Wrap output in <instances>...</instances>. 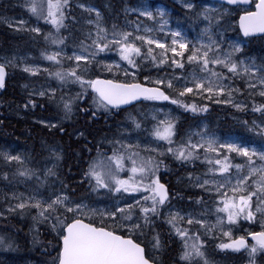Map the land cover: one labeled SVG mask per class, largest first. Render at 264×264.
Masks as SVG:
<instances>
[{"label": "rangeland", "instance_id": "rangeland-1", "mask_svg": "<svg viewBox=\"0 0 264 264\" xmlns=\"http://www.w3.org/2000/svg\"><path fill=\"white\" fill-rule=\"evenodd\" d=\"M5 1L7 0H0V8L2 7L0 30L2 27L7 28L5 35L2 34V36L5 39H10L14 35L26 34V38L32 35L31 42L35 43V45L18 43L17 47L9 45L8 50L0 52V62L20 70L26 75L25 84H23V92L25 91L23 111L26 116L23 115L29 121L37 120L34 113H36L35 105L38 96L50 100L60 93H65L66 96H61L58 101L62 114L40 121L48 125L49 131L59 129V133L62 134L60 123L75 120L76 115H72L75 112V106L80 101L77 98L78 92H81L82 97L86 91H89L87 87L79 85L74 75L70 74L73 70L81 67L89 69L85 72L86 84H90V81L96 77L93 76L96 71L95 74H98V77L122 82L141 81L160 85L165 89V95L169 99H147L131 109L112 111L108 105L101 106L103 102L91 91L90 96L86 94L82 97L84 102L81 104L86 107V111H83L82 115L89 111L93 114L96 113L97 117L102 118L101 124L105 128L112 125L113 130L110 131L112 133L110 136L100 137L95 142L94 147L98 150L97 154L88 153L90 155L89 175L95 184L90 194L81 197H73L64 189L62 182L53 177L58 164L57 156L63 155L61 152L63 150L60 147L51 146L50 151L54 157L44 161L42 166H34L29 163L27 153L19 142H2L0 140V241H2L0 243V264H58L56 258L59 255L63 228L73 218H83L139 240L146 245L148 256L156 264H264V249L258 248L255 253H252L251 248L256 245V241L249 234L253 231H264V211H255L257 207L264 210V203L261 202V197L264 194L257 191L256 183L260 174L250 177L246 185V191L257 193L251 200V210L254 212L252 219L247 218L246 210L245 213L235 218V223H230L228 214L218 211L219 208L224 207L226 200L224 193H227V198L235 197V202L239 203L240 194L234 193L232 189L237 185V180L247 176L249 172L247 157L230 152L227 147H221V145L234 144L238 147H246L249 151L264 152V131H262L264 122L259 119L250 121L247 114L257 97L260 98V101H262L261 98L264 99V95L260 94L264 92V83H261L264 80V51L257 46L247 48L250 43L238 32L236 21L238 12L252 8L230 7L209 0H169L171 3H175V8L178 11L182 12L179 13V18L185 20L186 23H183L178 21L177 17L172 14L171 8L163 1L120 0V6L116 7L120 22L116 30H110L104 21L102 5L99 7L91 0H68V11L74 15L71 20L76 23V26L73 25L75 28L69 26L62 20L54 30L47 29L51 24L49 21L52 19L48 17L49 0ZM17 3L19 4L17 5ZM189 4L191 8L187 6ZM33 7L36 8L35 13L31 10ZM3 9H6L7 13ZM23 12L24 15H22ZM58 12H56V16H58ZM143 12H150L152 18L142 15ZM79 25L84 29L82 30ZM78 26L79 28H77ZM9 29L10 31H8ZM33 29H38V31H33ZM146 29L151 31H146ZM71 31H76L74 38L77 37L78 43L85 38L90 45L94 44L101 48L107 43L110 47L104 51H100L99 48L96 53L91 52L90 49L83 48L86 50L84 51L82 48H75L72 44H67L68 34ZM174 32L180 33L176 39L181 40L182 38L188 46L183 51V55H175L172 51V48H175L177 52L181 51L178 45L172 44V33ZM123 33H131L127 43L140 48L139 55L131 56L135 62L134 65L121 59L119 46L111 43L115 39H120ZM137 36L156 40L166 45L167 51L157 47L155 43L149 45L144 40H138ZM35 38L37 39L34 40ZM21 44L27 46L23 48ZM37 45H39L38 48ZM205 45L212 49L209 52L211 59L218 57L226 62L235 63L236 71L231 72L227 67L211 62L208 64L207 71H201L203 67L201 60L189 62L187 57L192 54L194 49H199L200 55L207 51V48L203 47ZM31 47H34V50ZM237 48L239 51L236 50ZM149 49H151L150 54ZM49 55H56V60H48L46 57ZM78 55L85 59L77 61L75 57ZM173 61L182 64L183 67H178ZM26 68L31 71H25ZM89 71L92 72L89 73ZM213 72L218 75H213ZM241 73H248L245 74L247 79L245 82L240 76ZM170 82L173 85L171 88L168 87ZM194 82H203L205 88L211 86L213 90L209 92L204 89H195ZM238 83L247 88L244 91L247 94L239 89ZM63 85L66 86V89L62 87ZM250 85H255V87H250ZM185 87L193 88V92L185 93L183 96L179 95ZM196 97L199 98V105L202 103L199 108L195 106ZM173 100L178 103H172ZM26 102L28 105H25ZM180 102H183L184 105L186 103L189 106L194 105L197 110H189L179 104ZM2 105L3 102H0V107ZM261 106L264 104L262 103ZM46 110H48L47 107ZM185 111L188 113L193 111V115L190 114L195 118H190V121L187 122L189 126H185L183 123L184 119L189 120L184 115ZM213 111L218 115L220 112L221 115L224 113L230 117L228 128L214 126L210 116ZM220 117L222 118V116ZM177 122L182 124L179 125ZM169 123L172 125V135L169 139H159L155 134L156 131L163 132ZM178 127L182 130L179 131ZM79 134L80 132L75 133V135ZM99 141H103V145L100 146L97 143ZM210 141L215 142L212 145L214 151L208 150ZM193 145L196 147H192ZM181 149L185 155L189 152L192 155L188 159H177ZM197 154L211 160L215 166L202 170L190 180L195 193L189 200L188 197L182 196L188 187L178 184L182 182L180 177H176L172 182L167 175V181H163L160 173L166 157L169 158L171 155L177 161L193 163L192 158H195ZM113 155L123 157L122 169L118 170L115 162L108 159ZM8 157H19V159H8ZM225 157L228 159L225 160ZM132 160L136 161L137 168L144 166L146 171L138 172L134 176L131 172ZM216 160H220L221 163L217 164ZM253 160L254 166L257 168L264 165V161L257 157H253ZM148 161L151 163L148 164ZM93 164L96 165L95 171L101 173L106 187L97 184L95 178L90 174ZM225 164L228 165V171L222 173L219 169ZM237 164L244 165V167L237 169L235 167ZM163 167L168 169L167 165H163ZM109 170H111V175L106 174ZM21 173L24 174L21 175ZM56 176L58 177V174ZM133 176L134 179L129 180V177ZM113 177L128 180L136 190L125 191L121 188L120 191H116L118 185ZM153 181L166 183L169 196L163 204L158 203L159 197H156V212L144 213L141 211L142 208L153 207L151 197L154 192L152 190L156 187ZM205 181L208 183L206 184ZM218 188L219 191H217ZM200 196L203 197L199 199ZM58 197L62 198L63 202L54 205V210H49L45 216H40V209L33 206L39 202L43 207H46ZM65 197L67 199H63ZM145 197L149 199L146 200ZM21 203H24L26 207L23 209L17 207ZM78 205L79 209H77ZM129 205L132 207L129 208ZM68 207L76 210L69 212L67 211ZM118 209H124V211L120 212ZM157 215L168 221L166 222L170 225L168 236L159 230L163 231L164 227L155 222L156 218L154 217ZM128 216H131V219H127ZM152 216L153 218H151ZM189 220L193 222L189 223ZM177 229L186 230V236L182 238L178 235ZM225 232H230V236H225ZM239 237L247 239V248L232 251L219 247L222 243H230ZM52 238L59 240V248H55L51 255L53 247L51 248L48 239ZM157 240L159 241L158 247L156 246ZM170 241L174 248L172 244H168ZM193 245L199 248V251L203 253L202 256L196 254ZM170 248H173L172 250L174 253L177 252V255L174 260L171 258L168 261L163 254ZM186 251L191 255L187 259H181ZM212 255L218 257H209ZM37 260L39 261L36 262Z\"/></svg>", "mask_w": 264, "mask_h": 264}, {"label": "snow or ice", "instance_id": "snow-or-ice-1", "mask_svg": "<svg viewBox=\"0 0 264 264\" xmlns=\"http://www.w3.org/2000/svg\"><path fill=\"white\" fill-rule=\"evenodd\" d=\"M63 2L66 4L67 0H63ZM236 0H229V3H235ZM189 8H191V5H187ZM61 7L60 0H55V3L52 2V0H49V11H48V17H51L52 19L49 21L53 25H58L61 21H59L56 17V12L59 11ZM258 11L256 13H250L249 17H241V28L244 30V34L248 35L250 31H260L264 32V0H260L259 4L257 5ZM34 13L36 12V8L33 7L31 9ZM142 15L148 16L150 19L152 18V14L150 12H143ZM63 14L61 13V16ZM248 20V23H245V21ZM33 31H38V29H33ZM146 31H151L150 29H146ZM131 33H123L121 34L120 39H115L111 43L119 46V53L121 56V59L128 61L130 65H134L135 62L133 59H131V56L133 54L139 55L140 54V48L134 46L133 44L127 43V40ZM173 45H178L181 51L177 52L175 48H172V51L175 53V55H183V51L187 49V44L183 42V39L177 40L176 37L180 36V33L174 32L172 33ZM136 39L138 40H144L145 43L151 45L153 43L156 44L157 47L163 48L167 51L166 45L159 43L156 40L153 39H146L143 36H137ZM95 43V42H94ZM110 47L109 44H104L103 47L100 48V51H104L105 49H108ZM207 48V51H204L202 55H200L199 49H194L192 51V54L187 57L189 62L201 60L203 67L201 68V71H207L208 70V64L215 63V64H221L224 67H227L229 71L235 72L237 65L235 63L226 62V60L215 58L211 59L209 57V52L212 51V49L208 46H203ZM239 51V49H236ZM151 53V49H149V54ZM58 55V54H57ZM48 60H56V55H49L46 57ZM75 59L77 61L81 59H85L83 56H76ZM163 62V61H161ZM173 63H176L178 67H183L182 64H178V62L173 61ZM25 71H31L30 69H25ZM71 75L76 76L77 80L80 79L78 75H76L75 70H73ZM213 75H218L217 73L213 72ZM59 75V74H57ZM3 78H4V68L3 66H0V87L3 86ZM211 83V82H209ZM261 83H264V80L261 81ZM91 87L95 92L98 93L100 97V101L103 102L101 106L106 105H112V106H119L120 104H126L130 100L137 99L140 96H144L145 99H169L168 96H166L162 91L159 89H147L142 88L139 84H116L112 81H91L90 82ZM168 87H173L172 83L170 82L168 84ZM195 89H204L209 92H211L213 89L211 86L205 88V84L203 82H194ZM250 87H255V85H250ZM223 91V89H221ZM193 88L185 87L183 91L179 93V95L183 96L185 93H192ZM43 95V93H41ZM261 95H264V92L260 93ZM172 103H178V101L173 100ZM191 107L193 111H196L197 109L195 106H186ZM239 107V105H237ZM264 110V106H261L260 108H254V111H261ZM139 127V125H137ZM264 131V129H262ZM156 136L159 139H169L172 135V125L169 123L163 130V132H160L159 130L156 131ZM169 142H171L169 140ZM214 141L209 142V151H214L215 149L212 147L214 144ZM192 147H196L193 145ZM221 147H227V149L230 152H236L241 156L247 157V167L249 169L248 175L241 177L237 180V185L233 187L232 191L234 193H239V203L237 204L235 202V197L227 198V193H224L226 200L224 202V207L219 208L218 211L220 212H226L228 214V221L230 223L236 222V217L242 215L247 210V218L252 219L254 216V212L251 210V200L252 197L257 195L256 192L252 191H246V185L247 181L250 177L256 176L258 173L259 180L256 181L257 183V191L264 194V165H261L259 168L255 167V162L253 160V157H257L259 160L264 161V152H257L256 150L249 151L246 147H238L234 144H227V145H221ZM169 151H172V149H169ZM192 153L189 152L187 155H185L183 149L179 151V154L177 155V159H188L189 156H191ZM8 159H19V157H8ZM111 161H114L116 164V168L122 169L123 168V157L122 156H116L113 155L112 157L108 158ZM228 158L225 157V160ZM148 164L151 163V161L147 162ZM217 164H220V160H216ZM133 167L131 168V172L134 174L136 173H144L146 171V167L141 166L137 168L136 161L132 160ZM96 165L93 164L91 166L90 174L95 178L97 184H99L102 187H106L104 180L102 179L101 173L95 171ZM237 169H242L244 165L237 164L235 165ZM220 172H227L228 171V165H223L220 169ZM24 173H21L23 175ZM107 175H111V170H109ZM133 177H129V180H133ZM115 179V177H113ZM115 183L118 185L116 188V191H120L121 188L125 191L136 190L135 187L129 184L128 180H121V179H115ZM153 183L156 185V187L152 190L154 192V195L151 197L153 200V207L152 208H142L141 211L144 213H147L149 211L155 213V203H157L156 197H159L158 203L163 204L165 200L167 199V192L164 189V186L162 184H159L158 181H153ZM207 184L208 181H205ZM220 187H223V185H220ZM219 191V188L217 189ZM246 193V194H245ZM63 199H67L66 197ZM144 199H149L148 197H145ZM63 202L62 198H57L56 200L52 201L50 204H48L46 207H43L39 202H37L34 207L40 209L39 215L45 216V213L49 210H54V205L61 204ZM261 202L264 203V196L261 197ZM139 203V202H137ZM20 209H23L26 207L24 203H21L17 205ZM79 205L77 206V209H79ZM132 206L129 205V208ZM235 209H238V211H235ZM76 209H73L72 207H68L67 211L72 212ZM118 211L123 212L124 209H118ZM256 212L264 211L261 208L257 207L255 209ZM114 215V214H113ZM47 218V217H45ZM127 219H131V216L126 217ZM171 222V221H169ZM193 221L189 220V223H192ZM64 232L66 234L62 235V241L63 246L62 250L59 252L58 257L56 258L58 260V264H149V261L144 256V249L141 248L138 244L134 243L131 239H124L119 235H116L112 231H107L103 227H94L91 224L83 223L81 220L76 219L72 223L68 224L66 228L64 229ZM178 235H180L182 238L186 236V230L181 231L177 229ZM225 236H230V232H225ZM253 240L256 241V245L251 248V252L255 253L258 248L264 249V231L259 233H250ZM2 243V241H0ZM156 246H159V241L157 240ZM221 249H228L231 248L235 251H239L242 248H247L248 245L245 242V239L241 237L238 240H233L231 243H222L219 245ZM193 248L196 251L197 255H203L199 251V248L196 247V245H193ZM191 253L185 252L181 259H187Z\"/></svg>", "mask_w": 264, "mask_h": 264}, {"label": "trees", "instance_id": "trees-1", "mask_svg": "<svg viewBox=\"0 0 264 264\" xmlns=\"http://www.w3.org/2000/svg\"><path fill=\"white\" fill-rule=\"evenodd\" d=\"M93 1L103 6V10L106 16L105 20L107 23H109V20L113 21L111 24V27L114 28L115 27L114 22H117L118 17H119V14H117V8L120 6V0H93ZM52 2L55 3V0H52ZM60 2H61L60 15L62 13V9H64L66 13H68L67 14L68 16L71 15V12L68 11V0L66 4L63 2V0H60ZM56 17L58 20L61 19L58 16ZM70 18H73V17L70 16ZM66 24L69 26L75 25V23H73V21L71 20L67 21ZM47 29H54V26L50 24V26ZM6 31H7V28H2L0 30V49H1L0 52L1 51L5 52L6 50H8L7 48L9 47V45L17 46V43H20L19 41H22L21 43H27V44L29 43V44L35 45L33 42H31L32 40H27L30 38L32 39V36L26 39L25 35H21L20 37H15V40L13 41L14 36H16L14 35V36H11L10 39H5L2 36V34L5 35ZM74 32L75 31H71L70 32L71 34L70 33L68 34V38H67L68 44H72L75 47L86 48L90 50L91 49L93 50V48H95L93 45H90L87 39L85 38H83V40L80 43L76 42L77 38H74ZM23 36H24V39L22 40L21 38H23ZM17 39L19 41H16ZM249 42L250 44L249 46H247V48L251 47L252 45H256L258 48L264 51V36L259 37V38H251L249 39ZM34 47H31V48L34 50ZM78 69L75 70L76 75L78 76H83L86 70H88V68L86 67H81ZM95 72L96 71H94L93 76L98 75V74L96 75ZM245 74H248V73L240 74L244 82L245 80H247L245 77ZM25 76L26 75L20 72V70H17L12 67H8V77L5 83V89L1 92L2 94H0V102H3V105L0 107V137L5 140L11 139V142L17 141L21 145L25 143V141L29 140V142H27L28 151H26V153L29 159V163L30 164L32 163L34 166H38V165L41 166L40 164H42L44 161L48 160L50 157H54V154L50 151L51 146L60 147L63 150V155L61 157L57 156L58 164L54 171L55 175H53V177L60 180L62 182L64 189H66V191H68V193H70L73 197H81V196L90 194L93 190L92 188L95 183L93 179L91 178V176L89 175L90 155H88V153L97 154L98 150H96L94 147L95 142L100 137L110 136L112 134L110 131L113 130L111 128L112 125L109 128H105L101 124L102 118L97 117L96 113L93 114L92 112L90 113L89 111L87 114L85 113L82 115L83 111H86V107H84L81 104V102H84L82 97L86 94L90 96V91H86V93L82 97H81V92H78L77 98H79L80 101H78L74 109L75 111L74 115H76L74 123L76 126L70 132V136L64 139L63 141H62V138L64 137L63 134L65 133V129L62 128L61 126H60V129H61L62 134L59 133L60 132L59 129L54 130V131H49L50 128L48 127V125L43 124L41 122L25 123L21 119H17L15 121L9 120L10 118L15 119L19 115L20 117L24 116L23 106H24L25 101L22 97L25 94V92H23V84H25L24 83ZM74 78H76V76H74ZM238 86H239V89L243 90L244 94H247L244 92L247 89L245 86H243L241 83H238ZM62 87L66 89L65 85H63ZM61 96H66V94L60 93L54 96L52 100L50 99L51 101L39 98L38 99L39 101L35 105V110L38 113L39 111L40 112L43 111L45 113L44 115L45 118H52L51 116L55 118V116L62 114V110L58 106V101ZM196 98L197 99H196L195 106L196 108H199L200 106H202V103L199 105L200 103L199 98L198 97ZM261 99L262 101H260V98L257 97L255 101L252 103V108L247 113L248 120L252 121L253 119H259L264 122V110L254 111V108H260L262 103L264 104V99L263 98ZM26 104L28 103H25V105ZM179 104L185 107L189 106V104L187 103L184 105L183 102H180ZM203 106L207 107L208 105H203ZM46 107L48 110H46ZM133 107L134 106L130 107L129 109ZM187 108L189 110H192V108L190 107H187ZM121 111H124V109ZM190 113L193 115V111H191ZM190 113L186 111L184 113V115H186L187 119L189 118V120L192 117ZM210 116H211L214 126H217L220 128H228L229 126L228 123L230 124V120H229L230 117L227 114L223 113L221 115V113L219 112V115H218L217 112L213 111ZM220 116H222V118ZM189 120L186 121V119H184L183 123L186 126H189V123H187ZM75 130L77 132H80V134L74 135L76 133ZM178 130L181 131L180 128H178ZM256 134H259V133H256ZM256 137L260 139L258 136ZM56 141L59 143L61 142V143L60 144L56 143ZM102 142L103 141H99L97 143H99L101 146ZM29 146H31L33 149H31V147ZM41 154H43V156ZM38 161H40V163H38ZM192 161L193 163L177 161L170 155L169 158L166 157L165 163L163 164V165H167L168 169H165V167H163L162 165L161 173H160L161 179L163 181L166 180L167 175L169 177V180L172 182L173 180H175L176 177H180L181 178L180 181L182 182H179L178 184L180 186L186 185V187H188L184 190V194L182 196L188 197L189 200L192 199L191 196L193 195V193H195V190L192 188V183L190 184V180L193 179L195 174L200 173L202 170H207L208 167L215 166V163H213L211 160L202 158L198 154L195 156V158H192ZM0 174H1V171H0ZM57 174H58V177L56 176ZM202 197L203 196H200L199 199ZM151 218H153V216ZM154 218H156L155 219L156 223L162 224L164 227L163 231L161 229L159 230L161 232H164L168 236L169 231H170V227H169L170 225L166 223L168 221L166 219L161 218L158 215ZM170 238H173V237H170ZM48 241H50L51 243L50 244L51 248L53 247V251L51 253L52 255L55 251V248L57 249L59 248V240L58 239H53V240L48 239ZM168 244L169 245L172 244L171 241L170 243L168 242ZM172 247L174 248L173 244H172ZM169 251H170V254L168 253ZM173 254H174V250L172 251V249L171 250L169 249L165 254H163V256L166 257L168 261H170L171 258L173 260L175 259L176 254H174L175 256ZM209 257H218V256L212 255ZM211 260H213V258H211Z\"/></svg>", "mask_w": 264, "mask_h": 264}, {"label": "bare ground", "instance_id": "bare-ground-1", "mask_svg": "<svg viewBox=\"0 0 264 264\" xmlns=\"http://www.w3.org/2000/svg\"><path fill=\"white\" fill-rule=\"evenodd\" d=\"M8 1V0H7ZM7 1H5V2H7ZM10 2H12L11 0H10ZM21 3V2H20ZM9 4V3H8ZM19 3H17V5H18ZM6 5H7V3H6ZM2 6H3V4H2ZM13 6V5H12ZM2 8V7H1ZM0 8V10L2 11V9ZM6 8V7H5ZM11 8V7H10ZM15 8V7H14ZM9 9V8H8ZM17 9V8H16ZM4 10V9H3ZM19 10V9H18ZM0 11V12H1ZM5 12L7 11L6 9L4 10ZM20 11V10H19ZM23 11V10H22ZM26 11V10H25ZM5 12H4V14H5ZM11 13H12V11H10ZM7 13V12H6ZM22 13V12H21ZM2 14V13H1ZM9 14V13H8ZM16 14H17V12H16ZM15 14V15H16ZM22 15H24V12H23V14ZM2 16V15H1ZM11 16V15H10ZM112 16V15H111ZM18 17V16H17ZM1 18V17H0ZM19 19V18H18ZM30 19V18H29ZM112 19V18H111ZM9 20V19H8ZM20 20V19H19ZM22 20V19H21ZM77 20V19H76ZM79 20V19H78ZM77 20V21H78ZM27 21H28V19H27ZM4 22V21H3ZM7 22V21H6ZM10 22V21H9ZM113 22V21H112ZM30 23V22H29ZM74 23V22H73ZM7 24V23H6ZM76 24V23H75ZM82 24V23H81ZM1 25V24H0ZM20 25V24H19ZM29 25V24H28ZM3 26V25H2ZM12 26H13V24H12ZM73 26V25H72ZM76 26V25H75ZM79 26H81V25H79ZM79 26L77 27V28H79ZM6 27V26H5ZM74 27V26H73ZM84 27V26H83ZM2 28H4V27H2ZM75 28V27H74ZM81 29H82V26L80 27ZM10 29H12V28H10ZM10 29H9V31H10ZM84 29V28H83ZM82 29V30H83ZM28 30V29H27ZM78 30V29H77ZM12 32V31H11ZM18 32V31H17ZM17 32H15V33H17ZM24 32V31H23ZM76 32V31H75ZM14 33V34H15ZM13 34V33H12ZM24 34V33H23ZM25 35V37H26V34H24ZM77 35V34H76ZM32 36V35H31ZM15 37H20L19 35H16V36H14V39H13V41L15 40ZM79 37V36H78ZM13 38V37H12ZM77 38V37H76ZM80 38V37H79ZM22 40L24 39V36H23V38H21ZM27 39V38H26ZM37 38H35L34 40H36ZM19 40H20V38H19ZM18 39L16 40V41H19ZM27 40H32L31 38L30 39H27ZM20 43L22 42V41H19ZM27 42V41H26ZM28 42H30V41H28ZM15 43H17V42H15ZM40 43V42H39ZM18 44V43H17ZM29 44V43H28ZM27 44V45H28ZM35 44V43H34ZM20 45V44H19ZM21 45H23V44H21ZM27 45H23V48H24V46H27ZM33 45V44H32ZM16 46V45H15ZM38 46L39 45H37V48H38ZM17 47V46H16ZM19 48V47H18ZM10 49V48H9ZM27 49V48H26ZM36 49V48H35ZM1 50V49H0ZM13 50V49H12ZM14 51V50H13ZM19 51V50H18ZM21 51H23V50H21ZM11 52V51H10ZM2 53V52H1ZM13 53V52H12ZM15 53V52H14ZM13 53V54H14ZM17 53V52H16ZM8 55H9V53H7ZM22 54V53H21ZM6 55V54H5ZM4 55V56H5ZM7 57V56H6ZM10 57V56H9ZM69 57V56H68ZM8 59V58H7ZM44 63V62H43ZM69 63V62H68ZM72 64V63H71ZM50 66H52V65H50ZM49 66V67H50ZM64 66V65H63ZM42 68V67H41ZM93 69V68H92ZM50 70V69H49ZM46 71V70H45ZM90 72H92V71H89V73ZM40 73V72H39ZM37 74V73H36ZM46 74H47V72H46ZM34 76H35V74H34ZM47 76H48V74H47ZM38 77H39V75H38ZM46 78V77H45ZM48 79V78H47ZM37 80V79H36ZM43 80V79H42ZM39 81H40V79H39ZM28 82H30V81H28ZM35 82V81H34ZM47 82V81H46ZM25 83V82H24ZM36 83V82H35ZM52 83V82H51ZM22 84V83H21ZM39 84V83H38ZM43 84V83H42ZM46 84V83H45ZM53 84V83H52ZM28 85V84H27ZM54 85V84H53ZM52 85V86H53ZM41 86H43V85H41ZM57 86V85H56ZM25 87V86H24ZM26 88V87H25ZM39 88V87H38ZM37 88V89H38ZM27 89V88H26ZM30 89V88H29ZM34 89V88H33ZM36 90V89H35ZM25 92V91H24ZM29 93V92H28ZM36 95V94H35ZM38 95V94H37ZM44 96V95H43ZM22 97V96H21ZM23 99H25L24 98V96L22 97ZM32 98V97H31ZM35 98V97H34ZM40 97L38 96V99H39ZM22 99V100H23ZM44 99V98H43ZM51 100H52V98H51ZM50 100V101H51ZM34 102H36L35 100H33ZM39 100H37V102H38ZM41 101V100H40ZM43 101V100H42ZM27 103V102H26ZM47 103V102H46ZM39 104V103H38ZM28 105V104H27ZM34 105V104H33ZM46 105V104H45ZM49 106V105H48ZM51 106V105H50ZM41 107V106H40ZM42 107H44V106H42ZM8 109V108H7ZM20 110V109H19ZM29 110V109H28ZM5 111V110H4ZM35 111V110H34ZM24 112V111H23ZM30 112V111H29ZM35 112H37V111H35ZM26 113H28V112H26ZM34 113V112H33ZM18 114V113H17ZM25 114V113H24ZM31 114H32V112H31ZM35 114V113H34ZM33 114V115H34ZM64 114V113H63ZM33 115H32V117H33ZM45 113L43 112V111H39V113L37 112L36 113V116H35V118H37V120L36 121H33V122H40L41 121V119L42 120H44L45 119ZM65 115V114H64ZM21 116H23V115H21ZM25 116H26V114H25ZM72 116H74V114L72 115ZM189 116V115H188ZM3 117V116H2ZM31 117V116H30ZM29 117V118H30ZM62 117V116H61ZM194 117H196V116H194ZM200 117V116H199ZM5 118V117H4ZM193 118V117H192ZM17 119H21V120H23L25 123H32L31 121H29L26 117H20V115L19 116H17V118H15V119H9V120H17ZM60 119H62V118H60ZM184 119V118H183ZM189 119V118H188ZM193 119H195V118H193ZM198 119V118H197ZM64 120H65V116H64ZM63 120V121H64ZM182 120V119H181ZM5 121V120H4ZM3 121V122H4ZM184 121V120H183ZM187 121V120H186ZM190 121V120H189ZM61 122V121H60ZM65 122V121H64ZM64 122H61L60 123V126L62 127V128H64L65 129V133L63 134V138H62V141L64 140V139H66L67 137H69L70 136V132L74 129V127L76 126L75 125V123H74V121H70V122H68V123H64ZM195 122V121H194ZM179 124V123H178ZM180 124H182V123H180ZM179 124V125H180ZM184 126V125H183ZM186 126V125H185ZM181 127V126H180ZM179 128V127H178ZM191 128V127H190ZM189 128V129H190ZM181 130H182V128H181ZM187 130V129H186ZM75 132H77L76 130H75ZM115 133V132H114ZM117 134V133H116ZM120 134V133H119ZM75 135V134H74ZM146 135H148V134H146ZM113 136H114V134H113ZM112 136V137H113ZM116 137V136H115ZM142 137V136H141ZM144 138H146V137H144ZM0 140L2 141V142H9V141H11V139L9 140H5V139H2L1 137H0ZM61 140V139H60ZM59 140V141H60ZM140 140V139H139ZM143 140V139H142ZM58 141V140H57ZM56 141V143H59V142H57ZM1 142V143H2ZM27 142H29V140H27V141H25V143H23L22 145H21V147L22 148H24V150L25 151H28V148H27V146H28V143ZM180 142V141H179ZM61 143V142H60ZM59 143V144H60ZM181 143V142H180ZM3 144V143H2ZM9 144V143H8ZM37 144V143H36ZM102 145H103V142L101 143ZM11 145V144H10ZM34 145V144H33ZM7 146V145H6ZM14 146V145H13ZM35 146V145H34ZM16 147V146H15ZM29 147H31V146H29ZM53 147V146H52ZM56 147V146H55ZM54 147V148H55ZM62 147H63V145H62ZM36 148V147H35ZM39 148V147H38ZM40 148H41V146H40ZM31 149H33L32 147H31ZM59 149V148H58ZM22 150V149H21ZM39 151V150H38ZM37 151V152H38ZM45 151V150H44ZM52 151H54V150H52ZM35 152V151H34ZM57 152V151H56ZM60 152V151H59ZM61 152H63V151H61ZM43 153V152H42ZM40 155V154H39ZM42 156H43V154H41ZM47 155V154H46ZM52 155V154H51ZM45 156V155H44ZM48 156V155H47ZM53 156V155H52ZM50 159V158H49ZM51 160V159H50ZM53 161V160H52ZM6 162V161H5ZM12 162V161H11ZM49 162H51V161H49ZM12 165V164H11ZM3 167V166H2ZM5 168H7V167H5ZM7 170V169H6ZM11 172V171H10ZM12 173V172H11ZM9 176V175H8ZM5 177V176H4ZM1 178V177H0ZM6 179H7V177H6ZM1 181V180H0ZM3 183V182H2ZM5 184V183H4ZM9 185V184H8ZM11 185V184H10ZM1 196V195H0ZM92 197V196H91ZM94 197H96V196H94ZM93 198V197H92ZM91 198V199H92ZM103 198V197H102ZM76 200V199H75ZM82 200V199H81ZM87 200V199H86ZM90 202V201H89ZM93 202V201H92ZM97 203V202H96ZM99 203V202H98ZM90 204H92V203H90ZM94 205V204H93ZM65 213V212H64ZM68 213V212H67ZM74 216V215H73ZM53 228V227H52ZM58 228V227H57ZM55 229V228H54ZM145 230V229H144ZM52 231V230H51ZM55 231V230H54ZM146 231V230H145ZM138 232V231H137ZM61 233H62V231H61ZM144 234V233H143ZM142 234V235H143ZM149 234V233H148ZM147 234V235H148ZM60 235V234H59ZM143 236H145V235H143ZM150 238V237H149ZM9 240H10V235H9ZM52 240H53V238H52ZM15 241V240H14ZM13 243V242H12ZM14 244V243H13ZM15 245V244H14ZM20 245V244H19ZM31 245V244H30ZM13 246V245H12ZM18 246V245H17ZM27 246V245H26ZM29 247V246H28ZM27 247V248H28ZM19 248V247H18ZM22 249V248H21ZM171 249H173V248H170V250ZM5 250V249H4ZM8 250V249H7ZM14 250V249H13ZM17 250H19V249H17ZM17 250H16V252H17ZM23 250H24V248H23ZM28 250V249H27ZM32 250V249H31ZM177 250V249H176ZM9 251V250H8ZM173 251V250H172ZM21 252H22V250H21ZM21 252H19V253H21ZM26 252V251H25ZM7 253V252H6ZM23 253V252H22ZM27 253V252H26ZM35 253V252H34ZM33 253V254H34ZM169 254H170V251L168 252ZM11 254V253H10ZM15 254V253H14ZM174 254H176L177 255V252H175ZM173 254V255H174ZM12 255V254H11ZM15 255H17V253L15 254ZM21 255V254H20ZM8 256V255H7ZM35 256V255H34ZM169 256V255H168ZM175 256V255H174ZM179 256V255H178ZM15 257V256H14ZM36 257H37V255H36ZM176 257V256H175ZM18 258H19V256H18ZM33 258V257H32ZM4 259V258H3ZM30 259V258H29ZM36 259V258H35ZM41 259V258H40ZM9 260V259H8ZM34 260V259H33ZM42 260V259H41ZM5 261V260H4ZM10 261H12L11 259H10ZM16 261V260H15ZM39 260H37L36 262H38ZM173 261V260H172ZM6 262V261H5ZM8 262V261H7ZM13 262V261H12ZM17 263V262H16ZM30 263V262H29ZM168 263V262H167ZM176 263V262H175ZM179 263V262H178ZM172 264V263H171Z\"/></svg>", "mask_w": 264, "mask_h": 264}, {"label": "water", "instance_id": "water-1", "mask_svg": "<svg viewBox=\"0 0 264 264\" xmlns=\"http://www.w3.org/2000/svg\"><path fill=\"white\" fill-rule=\"evenodd\" d=\"M217 1H221V2H225V3H228V4H230V5H238V4H249V3H251V1L252 0H236V2L235 3H229V0H217ZM259 2H260V0H258L257 1V3L255 4V10L254 11H251V12H243V13H241L240 15H239V17H238V27H239V29H240V32H241V34L244 36V37H246V36H258V35H262V34H264V32H260V31H250L249 32V34L248 35H245L244 34V30L241 28V17H249V14L250 13H256L257 11H258V8H257V5L259 4ZM249 21L248 20H246L245 21V23H248ZM5 75V74H4ZM3 80H4V78H3ZM97 81V80H96ZM98 81H109V80H106V79H98ZM111 81V80H110ZM113 82V81H112ZM116 84H126V83H121V82H118V83H116ZM132 84H139L142 88H147V89H159L160 91H162L160 88H157V87H150V86H147V85H143V84H141V83H132ZM144 98V96H140V97H138L137 99H134V100H130L128 103H126V104H120L119 106L120 107H124V106H127V105H130V104H132V103H134V102H136V101H138V100H141V99H143ZM163 185V184H162ZM164 186V189H166V186L165 185H163ZM80 220V219H79ZM74 221V220H73ZM73 221H71L70 223H72ZM83 223H86V224H91V223H88V222H86V221H83V220H81ZM69 223V224H70ZM91 225H93V224H91ZM67 226V225H66ZM66 226H65V228H66ZM94 227H96L95 225H93ZM64 228V229H65ZM105 230H107V231H110V230H108V229H106V228H104ZM253 233H259V232H253ZM64 234H66L65 232H64ZM116 235H119V234H117V233H115ZM119 236H121V235H119ZM251 236V235H250ZM122 238H124V239H129V238H126V237H123V236H121ZM252 238V237H251ZM61 245H60V251L62 250V246H63V241H62V238H61ZM134 242V241H133ZM134 243H136V242H134ZM137 244V243H136ZM141 248H143V246L142 245H140V244H138ZM144 249V248H143ZM59 251V252H60ZM144 256H145V254H144ZM146 258V257H145ZM149 264H153L152 262H150L149 261Z\"/></svg>", "mask_w": 264, "mask_h": 264}, {"label": "flooded vegetation", "instance_id": "flooded-vegetation-1", "mask_svg": "<svg viewBox=\"0 0 264 264\" xmlns=\"http://www.w3.org/2000/svg\"><path fill=\"white\" fill-rule=\"evenodd\" d=\"M45 119H47V118H45ZM43 124H45V123H43Z\"/></svg>", "mask_w": 264, "mask_h": 264}]
</instances>
